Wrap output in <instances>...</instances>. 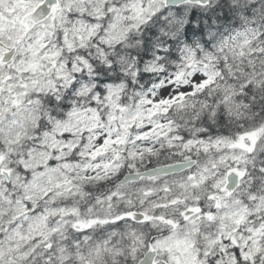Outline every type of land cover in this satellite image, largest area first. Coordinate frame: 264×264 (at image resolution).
I'll return each mask as SVG.
<instances>
[{"label":"snow or ice","instance_id":"1","mask_svg":"<svg viewBox=\"0 0 264 264\" xmlns=\"http://www.w3.org/2000/svg\"><path fill=\"white\" fill-rule=\"evenodd\" d=\"M0 264H264V0H0Z\"/></svg>","mask_w":264,"mask_h":264}]
</instances>
